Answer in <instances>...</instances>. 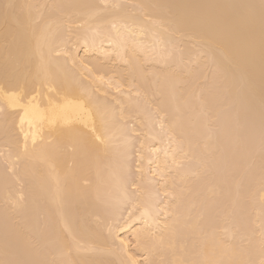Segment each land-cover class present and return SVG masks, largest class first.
I'll return each mask as SVG.
<instances>
[{"label":"bare ground","instance_id":"1","mask_svg":"<svg viewBox=\"0 0 264 264\" xmlns=\"http://www.w3.org/2000/svg\"><path fill=\"white\" fill-rule=\"evenodd\" d=\"M73 37L79 42L69 48ZM172 56L173 64H167ZM152 62L166 65L156 69ZM209 63L216 69L215 87L207 93L201 87L202 95L194 86L201 94L194 97L197 107L180 108L178 102L194 95L190 81L202 80L204 71L208 76ZM161 74L164 82L154 94L148 83L158 85ZM151 76L159 81L145 80ZM137 91L145 94L144 103L158 105L160 127L153 131L150 116L141 120L146 110L135 118L146 123L139 122V129L147 125L137 149L143 179L137 199L131 196L129 208L136 205V212L124 210L122 217L121 206L130 199L124 177L130 168L121 167L127 162L122 158L130 157L126 149L138 130L130 120L143 109L134 104L137 99L132 102ZM156 91L162 104L156 103ZM219 92L234 122L248 121L256 129L249 126L241 150L229 149L230 140L225 145L226 166L233 165L228 179L235 180L246 165L242 159L264 163V0H0V151L11 168L20 163L15 175L26 183L19 190L0 175V264H264V171L249 170V188H240L243 194L236 187L234 196L231 186L238 179L229 186V176L216 179L211 169L221 160L219 139L226 134L225 128L221 133L209 127L223 103ZM238 132L227 133L241 144L244 134ZM255 132L260 149L251 152ZM120 147L124 157L116 151ZM189 157L197 159L189 165L198 166L177 170L179 160ZM104 168L109 175L101 173ZM204 171L215 178L207 179ZM190 174L197 176L192 184ZM201 188L206 194L195 200L191 195ZM228 188L230 198L245 196L240 207L246 209L236 206L243 199L233 204L243 213L220 206L226 212L213 208L221 215L205 217L215 198L228 197Z\"/></svg>","mask_w":264,"mask_h":264},{"label":"rangeland","instance_id":"2","mask_svg":"<svg viewBox=\"0 0 264 264\" xmlns=\"http://www.w3.org/2000/svg\"><path fill=\"white\" fill-rule=\"evenodd\" d=\"M77 24H78V25H76L77 28L74 27L75 29L72 28V30H71V31H73V33H74L75 31L78 32V26H79L80 23H77ZM80 25H81V24H80ZM76 29H77V30H76ZM74 30H75V31H74ZM73 35H74V34H72V36H73ZM72 36H71V37H72ZM72 39H73V40H71V41L69 42V43H70L69 48H70V47H72V48L75 47V44H76L77 42H79V40L76 39V38H74V37H73ZM67 46H68V45H67ZM182 48H183V47H182ZM182 48H181V49H182ZM178 49H180V46L178 47ZM79 50H80V48H78V51H79ZM176 51H177V50H175V52H176ZM175 54H176V53H175ZM175 54H174V55H175ZM201 54H202V53H201ZM175 56H177V54H176ZM175 56H174V57L172 56L173 59H172V57H170L169 59H172V60H171V61H168V63H167V60H168V59H166V60H165L166 63H167V64H169V63H172V64H173L174 60L176 59ZM200 56H201V55H200ZM203 56H204V54H203ZM204 58H205V57H204ZM148 61H150V60H148ZM153 62H155V61H153ZM153 62H152V64H153ZM156 62H157V61H156ZM150 63H151V61H150L148 64L151 65ZM114 64H115V62H114ZM117 64H118V63H117ZM144 64H145V65H144ZM144 64H143V65L146 66L147 62L144 63ZM148 64H147L146 68L148 67ZM160 64H163L162 67L166 65L165 62H163V63L158 62L157 64H153V65L156 66V69H157V68H161V67H157V66L160 65ZM121 65H125V64H121ZM206 65H207V66H206L205 68H207L208 65H209V67H208L207 69H204V70L207 71V73L209 72L208 74L206 73L208 76L205 75V71H204V76H203L202 80L193 79V80L190 81V83H191L192 81L194 82V85L192 84L193 87H191V89H192L191 91H192V93H194V95H193V94L191 95V93H190V96H189V97L186 96L185 100L187 101V98H188V101H187V102L182 101L183 103H185L184 105H183V103L180 105V104H179L180 102H178V105H179L180 108L183 107V106H186L187 103H189V106H191V107H190L191 109L189 108L190 110L196 108L197 105H198V104H197V103H198V102H197L198 99L196 100L195 98H196V97H197V98H200V97H201L200 95L202 94L201 91H200V88H201V87L204 88V90L202 89L203 92L205 91L204 93H207V91H209L210 89H211V90L213 89L212 86L215 85V83H213V82H215V76H214L213 74H214V72H215L216 69H214L213 66H212V68L210 67L211 65H213V64H211V63L206 64ZM146 68H145V70H147ZM209 68H210L211 70H210ZM215 68H216V67H215ZM213 69H214V70H213ZM211 72H213V73L211 74ZM209 75H210L211 77H210ZM149 76H150V75H149ZM149 76H148V77H149ZM158 76L161 78L162 74H161V75H158ZM151 77H152V76H151ZM151 77H150V78H147V77H146L148 80H147V79H145V80L148 81V82H151V81H149V79H153L155 76L152 77V78H151ZM156 77H157V76H156ZM156 77H155V78H156ZM205 77H207V79H206ZM208 77H209V78H208ZM212 77H213V78H212ZM155 78H154V79H155ZM163 78H164V76L161 78V81H159V79L156 78L157 81H159V82H156V81L153 79L154 82L158 83V85H157V84H156V85H155V84L152 85L153 82L150 83V84L148 83V85H150L149 87H152V88H151V91H153L152 93H154L155 90H156V89H154V87L157 88V87L160 86L159 83L161 84V83L164 82V79H163ZM204 79H205V80H204ZM209 79H210V80H209ZM195 80H196V81L198 80L196 84H195V82H196ZM199 81H200L201 83H203V84H201V83L199 84V83H198ZM193 82H192V83H193ZM204 82H205V83H204ZM206 82H207V83H206ZM208 82H209V83H208ZM212 83H213L214 85H212ZM197 85H198V86H197ZM194 86L197 87V88H199V91H200V93H201L200 95H199V94H196V93H199V91H198V89L195 88ZM203 86H204V87H203ZM214 87H215V86H214ZM165 88H166V86H165ZM168 90H170V92H172L171 89L168 88ZM168 90L166 91V89H164L165 92H163V93H164L165 95H163V96H167V97H168V95H170V94H169L170 92H169ZM137 92H138L139 95H141V96H137L138 93H136L137 95H136L135 93H133V95H132V93H131L130 96H132V98H133V100H134V101L132 100V102H136L135 100L137 99V102L134 103V104H137V103L139 102V104H137V105H141V107L143 106V109L141 108V111L139 112L140 115H139L138 113H137V114L135 113V115H134V114H131L130 117H129L128 119H131V117L134 115V116L132 117L133 119L130 120V121L133 122V120H135V121H134V123H135V122H136V119H135V118H139V116H141V114L144 113V112H142V110H146V114H147V116H146V114L144 113L145 115L143 114V116H145V117L141 116V120H142V121H143V119H145L144 121H146L147 119L150 120V117H151V121H150V123L152 122V126H153V127L156 126L154 129L152 128L153 131H154V130H156V131L158 130V131H159L158 128H159L160 126L157 127V125H158L157 119H158V117H159V115H160V110L158 109V108H159L158 105L155 104V101H154V102L152 101L153 104H152L151 102L149 103V100H148V102L145 101V103H144L143 100L146 99V98H145V94H143V92L141 93L140 91H137ZM156 92H158V91H156ZM166 93H168V94H166ZM154 94H155V93H154ZM157 94H158V95H157ZM171 94H172V93H171ZM218 94H219V97L217 98V100H218V99H219V100H222L223 103H222V105L219 107L220 110L217 112V115H216L217 117L214 118V119L216 120V122H213V125H214V123H216V124L214 125V127H212V126H209V127H210L211 129L215 130V131H216V129H218V130H217L218 132H219V131L221 132V129H222V131H223L224 128H225L224 131L226 132V134H223V133L221 132V133H222V136H220V139H219V140H221V143L223 142L222 146L220 145V149H219L220 152H218V153H220V154H218V155H220L219 158H220L222 161H221V160H220V161H217V160L219 159V158H218V159L216 160V161H217V168L215 167V169H214V165H216L215 162H214V165L212 164V165H213V168L211 167V169H212L213 171L215 170V171L217 172V174H218L219 177H217V175H216V177H217L216 179H218V178L221 179V178H222L221 180H223V176H222L221 174L224 173V176H229L230 173H232V172H231V171H232L231 169H232V167H233V165H232V166H231V169H229V168L226 166V165L228 164L227 161H226V160L228 159V158H227L228 155H227V157H226V153H225V152H227V150L229 151V149H230L229 146H233V145L235 146V148H238V147H239L238 149L241 150V147H242L246 142L249 141V140H248L249 138H247V137H248L247 134H249V133H247V132H248V130H250V128H249L250 124L248 123V124H249V125H248V124H247L248 121H247L246 123H245V121H244V122H243L244 125H242V123H241V125H239V124L237 125L236 122H234V120L237 121V118L235 117V115L233 116V114H231V115L229 114V112H230V111H229V107H230V109L232 108L231 105H229V102H227V100H226L227 103H225V98H224V97L222 98V96H223V93H222V92H219ZM221 94H222V96H221ZM151 95L153 96V98L155 97V95H153V94H151ZM196 95H197V96H196ZM198 95H199V97H198ZM202 95H203V94H202ZM133 96H135V97H133ZM152 96H151V100H152ZM160 96L163 98L162 93H160V94H159V92L156 93V97H157V98H156L155 100L158 101V102H156L157 104L161 103V102H160V99H162V98H161ZM192 96H193V98H194V97H195V98L193 99ZM143 97H144V99H142ZM159 97H160V98H159ZM167 97H164V98L170 100V96H169V98H167ZM189 98H190L191 100H190ZM140 99H141V100H140ZM151 100H150V101H151ZM163 100H164V99H163ZM163 100H162V101H163ZM194 101H195L196 103H195ZM167 103H168V102H167ZM167 103H166V104H167ZM169 103H170V102H169ZM190 103H192V105H190ZM127 104H128V103H127ZM127 104H125V106H126ZM130 104H131V103H130ZM130 104H129V106H132V105H133V103H132L131 105H130ZM150 104H151V105H150ZM161 104H162V103H161ZM170 104H171V103H170ZM193 104H194V105L197 104V105H196L195 107H193ZM231 104H232V103H231ZM148 105H149V106H148ZM155 105H156L157 107H154ZM189 106L187 105V108H188ZM133 107H135V106L133 105L132 108H133ZM136 107H137V106H136ZM132 108H131V109H132ZM172 108H173V107H172ZM135 109H136V108H135ZM138 109L140 110V107H138L137 110H135V112H137ZM156 109H158L159 111L156 110ZM183 109L186 110L185 107H183ZM189 109H188V110H189ZM133 110H134V108H133ZM171 110H173V109H171ZM228 111H229V112H228ZM231 111H232V109H231ZM132 112H133V111L131 110V113H132ZM153 112H154V113H153ZM156 112H157V113H156ZM226 112H228L229 115H227ZM155 113H156V115H155ZM184 113H185V111H184ZM186 113H188V111H187ZM186 113H185V116H187ZM149 114H150V115H149ZM157 114H158V115H157ZM188 114H190V113H188ZM221 114H222V115H221ZM152 115H153V116H152ZM149 116H150V117H149ZM188 116H190V115H188ZM147 117H148V118H147ZM226 117H230V118H231V119H229V122L226 121V120H227ZM224 118H225V120H224ZM154 119H155V120H154ZM141 120L139 121V119H138V121H137L138 123L136 122L139 131L136 130V131L133 133V137H132V139H131L132 141L130 140V142L133 143V144H131V146L127 147V149H126V150H129V149L131 150V151L126 152V153H128V155L124 152V149H123V148L121 149V147H120L119 150H118V148H117V150H116L117 152H119L120 150H121V151L123 150L124 153H122V152L120 151V152H121V157H122V154H123V157H124L125 154H126L127 157L130 156L129 158H126V159H125V157L122 158V160L124 159L125 161H127V162H123V164H124V163H127V164L129 165L128 168H130V169H128V170H129V173L127 174L128 171H126V174H124V177H127V179H126V183H127L126 187L128 186V187H127V190H128L129 195H130V199H129V201H127V203H124V204L122 205L123 207L121 206V208H123V210H121V211H122V212H121L122 217H124L123 214L126 215V214H125V213H127V212H125L126 210H131L130 212H136V211H135V210H136V205H135V207H133L134 210H133L132 208H131V209L129 208L130 205H131L130 201H131L132 199H134V198H132L131 196H135V197H136V195L138 196V192H139V194H140V191H138V190H136V189L141 188V184H140V182H142V179H143V175L139 172V168H138V165H137L138 162L140 161L139 159H137V158H138V156H137V154H138V150H137V149H138L139 146H140V143H139V142H143V141H142V140H143V139H142V136L145 137V135H144L145 133L142 132L143 130L141 131V129H144L147 125H146V126H143L144 128L141 126L140 129H139V126H140V125H139V122H142ZM231 120H233V122H232ZM155 121H156V122H155ZM224 121H226L227 123H225ZM153 122H154V123H153ZM142 123H143V122H142ZM223 123H225V125H224ZM234 123L238 126V127H237V130H238L239 126H242V128H243V129H242V128H239V132L235 129L236 132L245 135V136H244V135H240V136H241V139H240L239 141H240L241 144H239L238 140H233V141H234V144H233V143L230 144V141H232V140H231L232 138H231L229 135H230V133L235 132L234 130L232 131V129H233V126H232V125H234ZM131 124H133V123H131ZM144 124H146V123H143V125H144ZM147 124H149V123H147ZM154 124H155V125H154ZM227 124H229V125H227ZM245 124H246L247 126H246ZM138 125H139V126H138ZM149 125H150V124H149ZM210 125H212V124H210ZM217 125H218V126H217ZM223 125H224V126H223ZM152 126H149V127H152ZM222 126H223V127H222ZM226 126H227V127H226ZM229 126H232V127H229ZM245 126H246L247 128H246ZM149 127H148V128H149ZM217 127H218V128H217ZM221 127H222V128H221ZM244 127H245V128H244ZM250 127H251V126H250ZM156 128H157V129H156ZM215 128H216V129H215ZM228 128H229L230 131L228 130ZM231 128H232V129H231ZM234 128H235V127H234ZM253 128H254V127H251V132H253V131H252ZM211 129H210V130H211ZM226 129H227V130H226ZM244 129H245V130H244ZM254 129H255V128H254ZM254 129H253V130H254ZM144 130H145V129H144ZM246 130H247V131H246ZM255 130H256V129H255ZM255 130H254V131H255ZM137 131H138V132H137ZM217 131H216V132H217ZM141 132H142V133H141ZM225 132H224V133H225ZM227 132H228V133L230 132L229 135H228ZM242 132H244V133H242ZM257 132H258V131H257ZM213 133H214V132H213ZM258 133H259V132H258ZM252 134H253L254 136L252 135L253 138L251 139V141H252V140H253V141L250 142V144L252 145V143H253L252 147H254V145H255V147H254V149H252V147H251V152L255 151L256 149H257V150L260 149V148H259V144H258V142H259L258 140L260 139V138H259L260 136H259L256 132H255L256 135H255L254 133H252ZM141 135H142V136H141ZM226 135H227V136H226ZM146 136H147V135H146ZM237 136H239V135H237ZM246 136H247V137H246ZM257 136H258V137H257ZM221 137H222V138H221ZM223 137H224V138H223ZM242 137H243V138H242ZM244 137H245V140H244ZM225 138H226V140H225ZM229 138H230V139H229ZM236 138H237V137H236ZM256 138H257V140H254V139H256ZM139 139H142V140L139 141ZM246 139H247L248 141H247ZM144 140H145V138H144ZM224 140H225V141H224ZM229 140H230V141H229ZM228 141H229V142H228ZM233 141H232V142H233ZM236 141H237V142H236ZM254 141H256V142H254ZM224 142H225V143H224ZM227 142L229 143V144L227 145V147H229V149H226V146H225ZM235 142H236V143H235ZM138 144H139V145H138ZM236 144H237V145H236ZM121 145H122V144H121ZM119 146H120V145H119ZM123 146H124V145H123ZM123 146H122V147H123ZM224 146H225V147H224ZM236 146H238V147H236ZM221 147H222V148H221ZM128 148H129V149H128ZM242 148H243V147H242ZM235 150H236V149H235ZM240 150H239V151H240ZM242 150H243V149H242ZM116 151H115V152H116ZM221 151H222V152H221ZM243 151H244V150H243ZM243 151H240V152H238V153H241V152L243 153ZM259 151H260V150H259ZM115 152L113 153L114 155L117 154V153L115 154ZM120 152H119V153H120ZM230 152H231V151H230ZM230 152H229V155H230ZM233 152H234V151H233ZM233 152H232V153H233ZM244 152H245V151H244ZM255 152H256V151H255ZM260 152H262V151H260ZM0 153H1V154H0V159H1V160H0V165H1V167H2V168L0 167V170H2V171L0 172V173H1L0 175L3 176V175L5 174V175H6V176L4 175V176H5V179H6V177H7V180L10 179V182H12V181L15 182V181H16L15 183L12 182V183H10V184L17 185V186H14L13 188H16V189L22 190V189H23V186L26 184V183L24 182L25 179H24V181L22 182L23 177H22L21 180H20V179H19V176H16V175H15L16 172H17L18 170H20V169H18L19 167H21L20 163H19V164L17 163L18 165L16 164V165H14V168H13V167L11 168L10 166H8L9 164H8V162L6 161V159L4 158V153H5V152H3V150H1ZM221 154H225V155H221ZM236 154H237V153H236ZM236 154H235V155H236ZM117 155H119V154H117ZM231 155H232V154H231ZM112 156H113V155H112ZM221 156H222V157H221ZM224 156H225V157H224ZM232 156H233V155H232ZM113 157H114V156H113ZM113 157H112V158H113ZM117 157H118V156H117ZM117 157H116V158H117ZM121 157H120V159L117 158V159L120 160V162H122ZM229 157H230V156H229ZM242 157H243V156H242ZM110 158H111V155H110ZM110 158H108V159H110ZM112 158H111V161L115 160V159H114L115 157L113 158V160H112ZM223 158H224L225 162H223V161H224ZM239 158H240V157H238L237 159H239ZM193 159H195V158H194V157H191V158L189 157L188 159H181V160H179V164H177V170H181V167H182V169H184V168H188L189 166H190L191 168H193V167L195 166V164L198 166L197 161H195V163H192L191 165H189L191 162L194 161ZM230 159H231V157H230ZM237 159H236V160H237ZM195 160H197V159H195ZM240 160H241V159H240ZM242 160H244V161L242 162V161H238V160H237V161L239 162V165L242 164V166H244L245 164L243 165V163L246 162V165H248V167H246V165H245L243 168L241 167L242 170H240V171H242V175H241V173H239V172H238L239 175H236V174H235L236 177H237V179H238V180L235 179V180H237V181H236L237 184H235V186H234V185L231 186V184H230V183H232L231 181H234V182H235V180H229V179H231L230 176L227 177V180L229 181V186H231V187L233 188V189H232V193H234V196L239 194L238 192H237L238 194H236V191H234L236 187H238V190L242 191V193L244 194L243 190L249 186V184H248L247 187H245V182H246V184H247V181H248V180H245L246 178H244V177H246L247 174L249 173V170H252V171L259 170V171H257V172H262V170L264 171V165H263L264 163H263L261 166H258L259 163H257V164H258V165H257V164L255 163V161H253V160H250V164H249V163L247 164V161H245V159H242ZM4 161H5V162H4ZM115 161H116V160H115ZM117 161H118V160H117ZM129 161H130V162H129ZM251 161H252V162H251ZM6 162H7V163H6ZM128 162H129V163H128ZM220 162H221V163H220ZM228 162H229V159H228ZM241 162H242V163H241ZM1 163L4 164V165H3L4 167L2 166ZM212 163H213V162H212ZM233 163H234V161H233ZM233 163H232V164H233ZM235 163H237V162L235 161ZM240 163H241V164H240ZM112 164H113V163H112ZM112 164H111V165H112ZM115 164H116V163H115ZM121 164H122V163H120V165H121ZM127 164H124V165H122L121 167H124V166L127 165ZM193 164H194V166H193ZM221 164H222L223 166H222ZM224 164H225V165H224ZM230 164H231V160H230ZM237 164H238V163H237ZM237 164H235L236 167L238 166ZM19 165H20V166H19ZM116 165H117V166H120V165H119V162H117ZM128 165H127V166H128ZM188 165H189V166H188ZM210 165H211V164H210ZM212 165H211V166H212ZM249 165H250V166H249ZM256 165H257V166H256ZM178 166H179V167H178ZM221 166H222V167H221ZM224 166L226 167L225 169H224ZM235 166H234V167H235ZM9 167H10V168H9ZM183 167H184V168H183ZM229 167H230V165H229ZM4 168H5L6 171L4 170ZM6 168H7V169H6ZM107 168L109 169V167H107ZM107 168H104V170H103V169L101 170V171H102L101 173H102L103 175H109V172H107V173L103 172V171H106ZM179 168H180V169H179ZM194 168H195V167H194ZM194 168H193V169H194ZM208 168H210V167H208ZM227 168L230 170L229 172H227V171H228ZM237 168H239V166H238ZM241 168H240V169H241ZM9 169H10V170H9ZM12 169H13V170H12ZM211 169H209L208 171H211ZM217 169H218V171H217ZM221 169H222V170H221ZM253 169H254V170H253ZM261 169H262V170H261ZM11 170H12V171H11ZM16 170H17V171H16ZM110 170H112L111 167H110ZM226 170H227V171H226ZM233 170H235V169H233ZM247 170H248V171H247ZM14 171H15V173H13ZM107 171H109V170H107ZM208 171H207V172L204 171V173L206 174V173H208ZM235 171H237V170H235ZM238 171H239V170H238ZM3 172H4V174H2ZM7 172H10V174H11V172H12L11 175H12L13 177H11V176L9 175V173H7ZM218 172H220V173H218ZM244 172H245V174H244ZM6 173H7V174H6ZM174 173H176V172L174 171ZM204 173L202 172V173H200V175H202V174H204ZM225 173H226V175H225ZM234 173H237V172H234V171H233V174H234ZM246 173H247V174H246ZM262 173H263V172H262ZM110 174H112V172H110ZM209 174H210V176H208ZM209 174H206L205 177H206L207 179H208V177H211L212 179L209 178V180L212 181V180H213V177L215 178V176L212 177L213 172H212V174H211V172H210ZM219 174H220V175H219ZM227 174H228V175H227ZM233 174H232V175H233ZM125 175H126V176H125ZM190 175H191V176H190V177H191V178H190V182H191V180H192V182H193V179L196 178L197 176H196L195 174H194V175H193V174H190ZM192 175H193V176H192ZM214 175H215V173H214ZM245 175H246V176H245ZM1 176H0V177H1ZM202 176H203V175H202ZM220 176H222V177H220ZM233 176H234V175H233ZM238 176H239V178H238ZM240 176H242V177H240ZM8 177H9V179H8ZM141 177H142V178H141ZM13 178H15V180H14ZM174 178H175V179H174ZM198 178H199V176H198ZM228 178H229V179H228ZM232 178H233V177H232ZM0 179H2V177H1ZM3 179H4V177H3ZM11 179H12V181H11ZM17 179H18L19 181H18ZM124 179H125V178H124ZM204 179H205V178H204ZM241 179H242V181L240 182ZM127 180H128V182H127ZM174 180H175V181L177 180L176 177H173V182H175ZM198 180H199V179H198ZM198 180H197V181L195 180L196 183H197V182L199 183ZM201 180H202V179H201ZM227 180H226V181H227ZM243 180H244V181H243ZM1 181H2V180H1ZM1 181H0V182H1ZM202 181H204V180H202ZM206 181H207V180H206ZM226 181H225V182H226ZM18 182H19V183H18ZM21 182H22V184H21ZM177 182H178V181H176L175 184H176ZM192 182L189 183V184H192ZM200 182H201V181H200ZM204 182H205V181H204ZM204 182H203V183H204ZM209 182H210V181H209ZM221 182H222V181H221ZM234 182H233V183H234ZM248 182H249V181H248ZM23 183H24V184H23ZM102 183H103V182H102ZM105 183H106V182H105ZM105 183H104V184H105ZM203 183L201 182V184H200L199 186L201 187V185H202ZM205 183H206V182H205ZM207 183H208V182H207ZM223 183H224V181H223ZM223 183H222V184H223ZM227 183H228V182H227ZM227 183H225V184H223V185H226ZM233 183H232V184H233ZM19 184H21V185H19ZM104 184H101V185L103 186ZM138 184H139V185H138ZM178 184H179V183H177V185H178ZM101 185H100V186H101ZM203 185H204V184H203ZM205 185H206V184H205ZM220 185H221V184H220ZM18 186H19V187H18ZM102 186H101V187H102ZM106 186H108V185H105V187H106ZM138 186H139V187H138ZM193 186H195L194 183H193ZM21 187H22V189H21ZM24 187H25V186H24ZM197 187H198V184H197ZM197 187H196V188H197ZM223 187H224V186H223ZM223 187H222V188H223ZM225 187H226V186H225ZM225 187H224V188H225ZM227 187H228V186H227ZM231 187H230V189H231ZM244 187H245V188H244ZM191 188H192V187H191ZM191 188H190V189H191ZM194 188H195V187H194ZM194 188H193V191L195 190ZM198 188H199V187H198ZM222 188H221V189H222ZM240 188H241V189L244 188V189L241 190ZM248 188H249V187H248ZM107 189H108V188H107ZM129 189H130V190H129ZM202 189L205 190L204 188H201L199 192L197 191L196 194L194 193V194L191 195V196L194 197V196L197 195V194H201V192L203 191ZM221 189H220V190H221ZM230 189L228 188L227 191H226L225 189L223 190L224 193H225V194H224V198L227 197L229 193H231V192H229ZM103 190H104V189H102V190L100 189V193H101V191H103ZM105 190H106V189H105ZM105 190L103 191V193H106ZM191 190H192V189H191ZM129 191H133V192H129ZM195 191H196V190H195ZM230 191H231V190H230ZM240 191H239V192H240ZM108 192H111V193H112L111 190L108 191ZM203 192H204V191H203ZM203 192H202V193H203ZM227 192H229V193H227ZM103 193H101V194L103 195ZM111 193H110V194H111ZM131 193H132L133 195H132ZM192 193H193V192H192ZM204 193L206 194V192H204ZM220 193H221V192H220ZM242 193H241V194H242ZM222 194H223V192H222ZM99 195H100V194H99ZM104 195H105V194H104ZM108 195H109V194H108ZM108 195H107V193H106V196H108ZM203 195H204V194H203ZM230 195H231V194H230ZM162 196H163V195H162ZM162 196H160V199L163 198ZM231 196H232V195H231ZM231 196H228V197L226 198L227 200H230V201H227V203H225V202H226V201H225L226 199L223 200L224 202H222V198H223V195H222V198H220V199H221L220 202L222 203L223 206H222L221 203L218 201L219 198H218V197H217V199L215 198V199H214L215 201L213 202L214 205H213V207L211 208V210L213 211V213H211L212 211L210 210L211 212H209V213H210L211 215L208 214V215H210V216H205L206 214H204L203 216H205V217H213V216L215 215L216 218H217L218 216L221 215V214H219V211H220L222 214H223L224 212H226V211H223V212H222L221 209H223V208H224L223 210H225L226 208H228V209H231V210L233 209V211H234V208H235V212L237 211V212H236L237 214H238V212H239V213H243L244 210H243L242 212H240V211H241L242 209H246V208H244V207H240V206H241L242 203L245 201V196L243 195V198H240V197L237 198V197H236L237 199H236V198H230ZM161 197H162V198H161ZM195 197H196V196H195ZM195 197H194V198H195ZM201 197H203V196H201ZM204 197H205V200H206V196H205V195H204ZM219 197H220V196H219ZM24 198H25V194H23V196L20 195V196H19V202L22 203L23 200H25ZM102 198H103V197H102ZM239 198H240V200L243 199V201H240V205H239V203H237V201H238ZM135 199H137V197H136ZM135 199H134V200H135ZM197 199L199 200L200 198L197 197ZM235 199L237 200L236 203L238 204V205H236V206H239V207H240V211H238V208H239V207L237 208V207L234 206V208H233V204H236V203L234 202ZM195 200H196V198H195ZM201 200H202V203H203L204 198H203V199L201 198ZM208 200H209V199H208ZM231 200L233 201V203H232ZM128 202H129V203H128ZM195 202H196V203H195V207H196V206L198 207V205H199L200 203L198 204L197 201H195ZM198 202H200V200H199ZM206 202H207V201H205V203H206ZM228 202H229V204H228ZM241 202H242V203H241ZM202 203H201V204H202ZM205 203H203L202 205H204ZM219 203H220V204H219ZM223 203H225V204H223ZM125 204H126V205H125ZM197 204H198V205H197ZM211 204H212V203H211ZM202 205H201L200 208H202ZM228 205H229V206H228ZM231 205H232V206H231ZM218 206H219V207H218ZM220 206L222 207L221 209H219ZM217 207H218V208H217ZM229 207H232V208H229ZM200 208H199V209H200ZM213 208H215V209H219V211H218V210H213ZM195 209H196V208H195ZM228 209H227V210H228ZM124 210H125V211H124ZM215 211H216V212H215ZM217 213H218V215H216ZM236 213H235L234 215L239 216V214L237 215ZM215 216H214V217H215ZM95 218H96V217H95ZM97 218H98V217H97ZM97 218H96V219H97ZM125 218H126V217H125ZM100 219H101V218H99V221H101ZM218 219H219V218H218ZM226 221H227V220H225L224 222L226 223ZM259 225H260V224H259ZM259 225L257 224V226H258L257 228H258V229H259V227H260ZM262 225H263V224H262ZM261 227H262V226H261ZM263 239H264V237H262V240H263ZM131 245H133V244H131ZM262 247H264V244H263ZM263 250H264V249H263ZM262 253H263V252H262ZM263 254H264V253H263ZM63 264H64V263H63Z\"/></svg>","mask_w":264,"mask_h":264}]
</instances>
